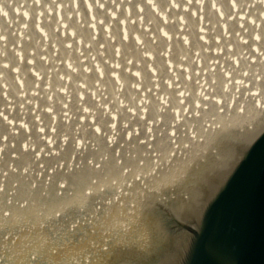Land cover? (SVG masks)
Returning <instances> with one entry per match:
<instances>
[{
    "label": "clouds",
    "instance_id": "1",
    "mask_svg": "<svg viewBox=\"0 0 264 264\" xmlns=\"http://www.w3.org/2000/svg\"><path fill=\"white\" fill-rule=\"evenodd\" d=\"M258 134L264 0H0V264H166Z\"/></svg>",
    "mask_w": 264,
    "mask_h": 264
},
{
    "label": "water",
    "instance_id": "2",
    "mask_svg": "<svg viewBox=\"0 0 264 264\" xmlns=\"http://www.w3.org/2000/svg\"><path fill=\"white\" fill-rule=\"evenodd\" d=\"M218 174L206 177L198 214L173 221L168 264H264V134Z\"/></svg>",
    "mask_w": 264,
    "mask_h": 264
},
{
    "label": "bare ground",
    "instance_id": "3",
    "mask_svg": "<svg viewBox=\"0 0 264 264\" xmlns=\"http://www.w3.org/2000/svg\"><path fill=\"white\" fill-rule=\"evenodd\" d=\"M249 141V140H248ZM245 143H247V141L246 142H244V144ZM238 151V150H237ZM237 151L234 153V154H228V156H227V164L234 158V156L236 155V153H237ZM230 158V159H229ZM219 172H216V173H213V176L214 177H218V174ZM177 241V240H176ZM175 249H176V247H175ZM172 259V254H170L169 256H168V258H167V261H166V264H168L169 262H170V260Z\"/></svg>",
    "mask_w": 264,
    "mask_h": 264
}]
</instances>
